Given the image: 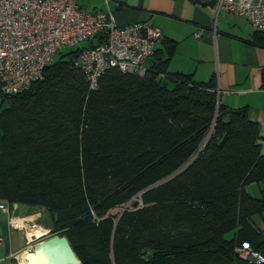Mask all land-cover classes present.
<instances>
[{
	"label": "trees",
	"instance_id": "1",
	"mask_svg": "<svg viewBox=\"0 0 264 264\" xmlns=\"http://www.w3.org/2000/svg\"><path fill=\"white\" fill-rule=\"evenodd\" d=\"M103 40L0 93V200L45 208L80 264H246L236 244L264 248V188H246L264 181L248 107L223 105L213 81L169 74L159 57L143 76L111 69L89 91L76 62Z\"/></svg>",
	"mask_w": 264,
	"mask_h": 264
},
{
	"label": "built area",
	"instance_id": "2",
	"mask_svg": "<svg viewBox=\"0 0 264 264\" xmlns=\"http://www.w3.org/2000/svg\"><path fill=\"white\" fill-rule=\"evenodd\" d=\"M214 6L264 32V0H215ZM96 35L103 36V42L84 48L76 62L89 91L96 90L100 78L114 68L143 76L164 31L149 21L119 25L111 11L85 9L80 0H0V93L25 91L64 48ZM216 92L219 97L220 90ZM261 185L264 188V181ZM0 208L7 211V203L0 202ZM17 220L11 218L10 224L17 226ZM235 251L246 264H264V248L248 240L236 244Z\"/></svg>",
	"mask_w": 264,
	"mask_h": 264
},
{
	"label": "crops",
	"instance_id": "3",
	"mask_svg": "<svg viewBox=\"0 0 264 264\" xmlns=\"http://www.w3.org/2000/svg\"><path fill=\"white\" fill-rule=\"evenodd\" d=\"M206 1L80 0V5L111 11L119 25L149 21L162 28L164 37L151 59L159 57L169 74L189 75L195 82L213 81L223 105L247 106L249 118L258 123L264 154V45L254 42L258 30L245 18L217 11ZM4 203L8 210L0 208V264H15L45 234L38 237L22 226L13 227L10 219H23L24 208Z\"/></svg>",
	"mask_w": 264,
	"mask_h": 264
},
{
	"label": "water",
	"instance_id": "4",
	"mask_svg": "<svg viewBox=\"0 0 264 264\" xmlns=\"http://www.w3.org/2000/svg\"><path fill=\"white\" fill-rule=\"evenodd\" d=\"M215 5V0L206 1ZM26 264H80L74 249L65 235H51L25 251Z\"/></svg>",
	"mask_w": 264,
	"mask_h": 264
},
{
	"label": "rangeland",
	"instance_id": "5",
	"mask_svg": "<svg viewBox=\"0 0 264 264\" xmlns=\"http://www.w3.org/2000/svg\"><path fill=\"white\" fill-rule=\"evenodd\" d=\"M88 42H82L81 45H88ZM78 46V45H76ZM76 46H72V47H66L64 48L62 51L67 52L70 50H73L76 48ZM167 85L168 87L172 86V82L171 81H167ZM2 97L0 96V101H1ZM8 107V102L7 100H4L2 105L0 106V111L4 108ZM247 191L256 198H260L261 197V188L262 185L260 183H249L246 186ZM130 204V202H128L126 204V206H128ZM24 208V214H23V219H19L16 224L17 226H22L23 229L26 228V230H28V232H34V234H37L36 236H41L43 234H45L42 237H39L37 240L43 238V237H48L52 234L51 230V221L49 218V214L47 213L45 208H41L39 209L38 207H32V206H28V205H22ZM27 223V224H26ZM256 225H258L260 227V230H262V233L264 235V224L263 222L259 220H256ZM33 226L35 228V230L33 231ZM57 235V234H55ZM227 238H230L232 236V232H228L225 235ZM19 259V257H18ZM16 261H18L16 259Z\"/></svg>",
	"mask_w": 264,
	"mask_h": 264
},
{
	"label": "bare ground",
	"instance_id": "6",
	"mask_svg": "<svg viewBox=\"0 0 264 264\" xmlns=\"http://www.w3.org/2000/svg\"><path fill=\"white\" fill-rule=\"evenodd\" d=\"M16 264H26L25 251L23 253H21L19 260Z\"/></svg>",
	"mask_w": 264,
	"mask_h": 264
}]
</instances>
